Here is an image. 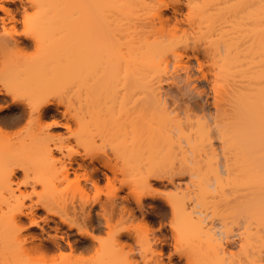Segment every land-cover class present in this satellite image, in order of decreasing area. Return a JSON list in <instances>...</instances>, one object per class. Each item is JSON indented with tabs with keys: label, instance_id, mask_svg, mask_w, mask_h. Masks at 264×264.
<instances>
[{
	"label": "bare ground",
	"instance_id": "bare-ground-1",
	"mask_svg": "<svg viewBox=\"0 0 264 264\" xmlns=\"http://www.w3.org/2000/svg\"><path fill=\"white\" fill-rule=\"evenodd\" d=\"M31 3L67 58L0 76V133L52 118L0 144V264H264V0ZM157 200L168 222L139 231Z\"/></svg>",
	"mask_w": 264,
	"mask_h": 264
},
{
	"label": "rangeland",
	"instance_id": "rangeland-1",
	"mask_svg": "<svg viewBox=\"0 0 264 264\" xmlns=\"http://www.w3.org/2000/svg\"><path fill=\"white\" fill-rule=\"evenodd\" d=\"M1 4H4V6L10 11L7 13H4L3 11L0 10V19L1 17L4 19L3 23L0 20V47H4L8 48L10 51V55L7 57H0V76H6V77H13L21 68H23L25 70V73H29V74H34V73H39L41 70H50V67L56 68L58 66L57 69H59V71L61 70L60 65H57L58 63L65 61V57L67 58L65 52L63 51V48H61L59 45L54 46V48H49L50 45H47V43L49 44V40H52L54 38H58L60 36H62L64 33H66V30L63 28V26L61 24H52V25H47L46 23H43L44 18L42 17V15L39 12V8L38 6H34L31 3V0H0ZM10 16H13L14 19H9ZM15 20V21H14ZM65 30V31H64ZM23 32L27 33V36L30 35L33 37L32 41L31 39L28 41L27 39H25L24 35L22 34ZM8 33L11 35H13L12 37H10L8 35ZM24 33V34H25ZM26 35V34H25ZM12 38V39H11ZM51 47V46H50ZM64 53H63V52ZM65 54V57L61 56L63 58V60L61 61L60 56L59 55ZM1 55V53H0ZM50 55H55L54 57H50L49 60L47 59V56ZM59 56V57H58ZM56 57L59 60H56ZM27 60H29V62H27ZM53 60V61H52ZM56 60V61H55ZM58 62V63H57ZM64 63V62H63ZM63 63H60L63 65ZM23 64H27L28 66H26L25 68L21 65ZM47 65H50V67L48 69H45ZM44 65V66H43ZM76 66L73 68L76 71L82 70V65L80 63H76ZM52 68V69H53ZM51 69V70H52ZM61 75V76H60ZM67 77L66 74H63L62 72L58 73V77L57 79H59L60 81H63V79ZM69 78V77H67ZM65 80V79H64ZM67 81V79H66ZM9 102V100L7 101H2L1 103H7ZM8 111H4L1 112V115L6 116L8 115ZM79 112L76 111V114H78ZM59 116L56 117V119H58ZM51 117H46L42 122L35 124V125H27L23 122V124L21 123L20 125L14 126V127H7L5 128L6 130H4L5 132L0 133V144L3 142H8L9 145H12V147H16L17 145L21 144L24 141H28L29 137L31 136V134H35L36 132H38V130H42L45 129L47 124L51 122ZM62 122L64 121L63 119H60ZM48 130L50 132H52L53 134H57V135H61V137L67 139L68 135H69V131L67 130V128H65L64 126H48ZM71 146L77 150H79L80 152L84 151L85 147L84 145L80 144L77 145L78 143H75L74 140L72 138H70ZM56 153V152H55ZM58 154V153H56ZM55 156H60V155H56ZM6 157L5 156H1L0 157V164H3L6 161ZM30 176H33V174H30ZM24 174L21 171H18L14 177L15 180L20 181L24 178ZM70 177H72V174H70ZM60 185V184H59ZM65 185V183L63 184ZM13 187H15V185L13 184ZM60 188H62L63 186H58ZM75 186H71V190L69 189V191H74L76 189H74ZM89 187V184H88ZM87 187V188H88ZM17 188V186L15 187ZM19 188L21 190H25L27 189V191L31 190L30 186H19ZM64 188V187H63ZM76 188V187H75ZM90 188V187H89ZM43 186L42 185H36V190H42ZM110 189V187H106L103 186L101 188V192H107ZM15 193H18L17 189H15ZM5 196H7V192L3 193ZM146 204L151 203L150 199H146L145 200ZM155 207H156V212H157V217H151L149 218L148 221H144V223H142L143 221L138 220L135 221L136 223V227H138L139 231H143L145 228L148 233L150 231L149 228H154L156 226L155 222L156 220H160L163 222L165 221V223L168 222V212H166V210L161 207L162 206V201L160 202V200H157L155 203L152 202ZM39 212V213H38ZM44 215L42 210H37L36 215ZM164 217L160 218L161 215H165ZM38 215V216H39ZM159 218V219H158ZM141 221V222H139ZM138 222V223H137ZM152 222H154L152 224ZM147 223V224H146ZM24 224H27V221L24 220ZM40 224L43 225L44 230H46L47 233L49 234H55V231L53 230V223L50 222L48 225L44 224L43 222L40 221ZM53 226V227H52ZM153 226V227H152ZM166 224H165V229H163L164 232H166ZM65 229L63 228V231ZM76 230H71L70 231H65L62 233H57L58 235H62L63 236V240L61 241H66L67 239L72 242V243H76V239L78 240L79 235L76 234L75 232ZM26 232V231H25ZM30 232L32 233H37L40 234L38 232H40L39 228H35V229H30ZM67 232V233H66ZM72 233V234H71ZM101 235L105 236V233H102ZM65 245V242L63 243ZM146 245V244H145ZM165 247V254L168 252L167 250H172V245L167 244ZM126 252H131L133 254H136V252L134 251V246L133 249L130 250V248L125 249ZM163 254V259L166 260V255ZM83 254L79 253V251L75 252L72 256V258H77L82 256ZM147 257L150 256L149 251L146 252ZM85 258L91 256L90 254H85L84 255ZM176 258V257H175ZM176 260V259H175ZM59 259H55V262H58Z\"/></svg>",
	"mask_w": 264,
	"mask_h": 264
}]
</instances>
